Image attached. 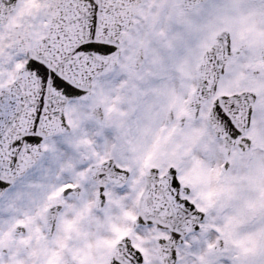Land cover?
I'll return each mask as SVG.
<instances>
[{
	"label": "snow or ice",
	"instance_id": "obj_1",
	"mask_svg": "<svg viewBox=\"0 0 264 264\" xmlns=\"http://www.w3.org/2000/svg\"><path fill=\"white\" fill-rule=\"evenodd\" d=\"M0 264H264V0H0Z\"/></svg>",
	"mask_w": 264,
	"mask_h": 264
}]
</instances>
